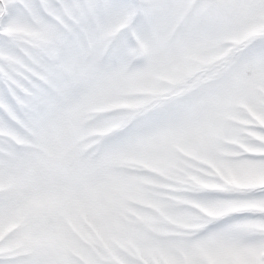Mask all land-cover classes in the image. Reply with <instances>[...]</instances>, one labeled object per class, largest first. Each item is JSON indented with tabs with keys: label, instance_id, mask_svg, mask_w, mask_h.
I'll use <instances>...</instances> for the list:
<instances>
[{
	"label": "clouds",
	"instance_id": "1",
	"mask_svg": "<svg viewBox=\"0 0 264 264\" xmlns=\"http://www.w3.org/2000/svg\"><path fill=\"white\" fill-rule=\"evenodd\" d=\"M131 27L86 53L42 21L0 37L59 83L0 118V264H264V0Z\"/></svg>",
	"mask_w": 264,
	"mask_h": 264
},
{
	"label": "snow or ice",
	"instance_id": "2",
	"mask_svg": "<svg viewBox=\"0 0 264 264\" xmlns=\"http://www.w3.org/2000/svg\"><path fill=\"white\" fill-rule=\"evenodd\" d=\"M165 0H0V37L27 21H42L70 50L86 53L98 46L99 34L110 39L109 25H131L126 39L136 36L140 22L155 14ZM120 39V37H117ZM54 90L57 77L39 57L25 63L0 49V118L21 110L39 111Z\"/></svg>",
	"mask_w": 264,
	"mask_h": 264
}]
</instances>
